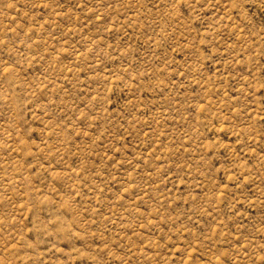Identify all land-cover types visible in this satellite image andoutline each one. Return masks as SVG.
<instances>
[{
    "label": "rangeland",
    "instance_id": "374dc122",
    "mask_svg": "<svg viewBox=\"0 0 264 264\" xmlns=\"http://www.w3.org/2000/svg\"><path fill=\"white\" fill-rule=\"evenodd\" d=\"M0 264H264V0H0Z\"/></svg>",
    "mask_w": 264,
    "mask_h": 264
}]
</instances>
